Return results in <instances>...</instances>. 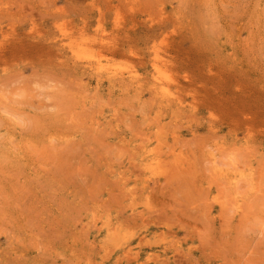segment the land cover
Listing matches in <instances>:
<instances>
[{"label": "rangeland", "instance_id": "374dc122", "mask_svg": "<svg viewBox=\"0 0 264 264\" xmlns=\"http://www.w3.org/2000/svg\"><path fill=\"white\" fill-rule=\"evenodd\" d=\"M0 264H264V0H0Z\"/></svg>", "mask_w": 264, "mask_h": 264}, {"label": "bare ground", "instance_id": "6f19581e", "mask_svg": "<svg viewBox=\"0 0 264 264\" xmlns=\"http://www.w3.org/2000/svg\"><path fill=\"white\" fill-rule=\"evenodd\" d=\"M97 68H98V67H97ZM97 68H96V69H97ZM118 74H119V73H118ZM120 75H121V74H120ZM163 83H164V82H163Z\"/></svg>", "mask_w": 264, "mask_h": 264}]
</instances>
